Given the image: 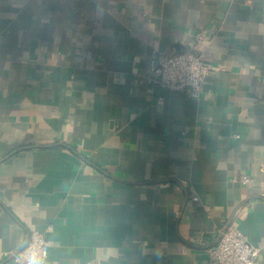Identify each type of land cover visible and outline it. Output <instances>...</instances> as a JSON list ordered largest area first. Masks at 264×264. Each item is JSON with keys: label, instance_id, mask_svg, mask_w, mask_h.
Returning <instances> with one entry per match:
<instances>
[{"label": "crops", "instance_id": "obj_1", "mask_svg": "<svg viewBox=\"0 0 264 264\" xmlns=\"http://www.w3.org/2000/svg\"><path fill=\"white\" fill-rule=\"evenodd\" d=\"M222 2L0 0V264L33 230L45 264H207L229 227L264 264V0ZM197 32L200 95L149 82Z\"/></svg>", "mask_w": 264, "mask_h": 264}, {"label": "built area", "instance_id": "obj_2", "mask_svg": "<svg viewBox=\"0 0 264 264\" xmlns=\"http://www.w3.org/2000/svg\"><path fill=\"white\" fill-rule=\"evenodd\" d=\"M204 40V35L197 32L191 48L182 52L159 53L147 80L162 88L198 97L210 70L204 49L199 46ZM232 180L250 183L253 178L241 175L239 178L233 176ZM193 199L197 197L193 196ZM47 255L48 244L44 234L33 230L21 247L8 252L5 257L14 264H45ZM258 255L257 247L250 244L239 229L229 227L220 231L216 243L208 248L207 264H255Z\"/></svg>", "mask_w": 264, "mask_h": 264}, {"label": "water", "instance_id": "obj_3", "mask_svg": "<svg viewBox=\"0 0 264 264\" xmlns=\"http://www.w3.org/2000/svg\"><path fill=\"white\" fill-rule=\"evenodd\" d=\"M228 1H229V0H223V2H222V4H221V7H220V11H219L218 15L216 16V19H217L218 21L222 18L223 13H224V11H225V9H226V7H227ZM223 230H225V229H223Z\"/></svg>", "mask_w": 264, "mask_h": 264}]
</instances>
